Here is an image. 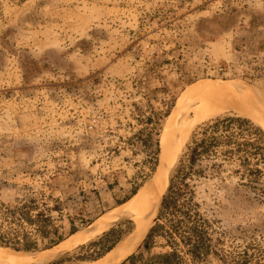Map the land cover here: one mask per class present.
<instances>
[{
  "label": "rangeland",
  "instance_id": "obj_1",
  "mask_svg": "<svg viewBox=\"0 0 264 264\" xmlns=\"http://www.w3.org/2000/svg\"><path fill=\"white\" fill-rule=\"evenodd\" d=\"M214 83L252 90L251 115L196 119L198 97L187 93ZM224 116L264 126V0H0V227L25 204L33 214L58 206L65 240L71 222L84 238L36 264H98L111 228L123 231L113 249L137 240L154 209L138 234L144 208L117 217L119 201L159 181L176 143L164 194L200 126ZM198 168L190 183L209 250L196 264H264V195L236 163ZM147 236L113 264L129 252L125 264H160L154 257L173 250L195 264L183 242Z\"/></svg>",
  "mask_w": 264,
  "mask_h": 264
},
{
  "label": "trees",
  "instance_id": "obj_2",
  "mask_svg": "<svg viewBox=\"0 0 264 264\" xmlns=\"http://www.w3.org/2000/svg\"><path fill=\"white\" fill-rule=\"evenodd\" d=\"M157 144L160 151L159 141ZM186 155L170 178L160 208L159 220L147 238L155 232H160L170 244L183 242L187 247L186 251L192 256L193 263L196 264L209 250L206 229L208 221L200 213V204L195 201V190L190 183L196 173H203L202 169H196L197 163L205 159L211 161L213 173L223 171L226 164L236 163L237 169L234 172L247 181L245 185L264 195V131L248 118L217 117L200 126L188 146ZM142 185L141 183L135 186L131 195L119 201V205L129 201ZM33 209V205L25 204L10 212H17L19 217L8 221L9 225L5 228L0 227V245L17 251H35L51 249L65 240L66 236L61 232L59 220L52 215V211L60 210L58 206L36 214L32 213ZM71 224L69 235L77 231L74 223ZM122 236L123 231L119 228H111L103 233L100 241L107 243L106 253L114 248ZM134 258L135 255H132L122 264L133 261ZM154 258L160 264H180L181 259L176 250Z\"/></svg>",
  "mask_w": 264,
  "mask_h": 264
},
{
  "label": "bare ground",
  "instance_id": "obj_3",
  "mask_svg": "<svg viewBox=\"0 0 264 264\" xmlns=\"http://www.w3.org/2000/svg\"><path fill=\"white\" fill-rule=\"evenodd\" d=\"M215 84L216 83H214V85L212 86H209L208 84L197 85L192 88L190 93H187V95L190 96L194 95L195 97H198L197 99L198 104L196 105L193 111L196 119L209 117L211 115L222 113L226 110H232V109L242 114L251 115V113L255 109L254 106H257L256 105L257 103L255 104L256 100L254 99L255 101L253 102L250 99V97L247 95L246 92L248 90H249L248 92L252 91V90L250 91V89H247L249 87L248 85L246 86L247 91H243L242 86L244 84L241 83H240L241 85L240 84L238 85L237 83L236 84L229 83L225 85H215ZM251 94H253V91ZM167 143L168 144L166 145V149H165L166 153L164 152V154L166 155L164 161H167V171L164 170V174L161 173V176L158 177L159 181L156 179L157 181L155 183L153 182L154 185L151 184L152 186L147 185L141 187L139 189V192L136 195H134L131 200L122 204L123 208L118 213H116L117 217L119 216L121 217L122 215L133 213L136 209L142 206L144 208V215L142 216V218H139L137 222L138 226L136 232H138V234H140L141 231L145 228L147 219L150 216L149 214L152 213L155 203L157 199L160 197L161 192L163 193L162 184H161L163 182L162 180L165 179L163 178V176L165 174L167 175L168 169H170L172 165L171 160L174 161V159H172V156H168V155L169 152L172 151L173 148H175V146H177V144L174 143V141H173L174 144L172 146L170 142ZM83 240L84 238L82 236H78V234L76 233L73 234L69 239L61 242L56 247L42 251V253L39 254H32L29 252L27 253L17 252L12 249L9 250L6 247L0 245V264H36L37 262H43L53 258L59 252H62L66 248L72 246L73 244L80 243ZM137 240L136 239H134L133 241L130 240L131 241L130 243L129 241H127V243H125L123 246H120L118 244L115 247V249H113V252L105 259H102L98 264L115 263L120 259L119 257L120 254H122L123 252L122 250L128 251L129 248H131L137 242Z\"/></svg>",
  "mask_w": 264,
  "mask_h": 264
},
{
  "label": "water",
  "instance_id": "obj_4",
  "mask_svg": "<svg viewBox=\"0 0 264 264\" xmlns=\"http://www.w3.org/2000/svg\"><path fill=\"white\" fill-rule=\"evenodd\" d=\"M251 120V119H250ZM255 123V122H254ZM255 125L256 126H258L259 128H261L263 131H264V126L262 125V124H260V123H255ZM159 148H160V152H161V150H162V145L161 144H159ZM163 151V150H162ZM169 184H170V179L168 180V186H169ZM165 193L166 192H164V194H162L158 199H157V202L155 203V208H154V211H153V219H152V221H151V223L148 225V227H146L144 230H143V232H142V234H141V236L143 235V234H149L150 233V231H151V229L156 225V223L158 222V220H159V212H160V208H161V205H162V201H163V198H164V196H165ZM140 236V237H141ZM139 237V238H140ZM139 238H138V240H139ZM138 244V242L136 243V245ZM135 245V246H136ZM134 246V247H135ZM133 247V248H134ZM132 251V250H131ZM110 253H111V250L110 251H108L107 253H106V255H104L102 258H104V257H107L108 255H110ZM130 253V252H129ZM129 253L121 260V261H119V262H123V260H127L130 256H132L131 254L129 255ZM102 258H100V259H102ZM126 258V259H125ZM99 260V259H98ZM97 260V261H98ZM96 262V261H95ZM94 262V263H95Z\"/></svg>",
  "mask_w": 264,
  "mask_h": 264
}]
</instances>
